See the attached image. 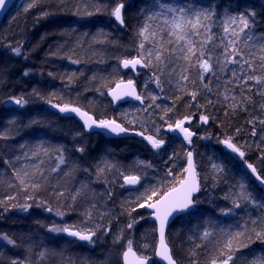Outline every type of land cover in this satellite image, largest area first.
Returning a JSON list of instances; mask_svg holds the SVG:
<instances>
[{"label": "trees", "instance_id": "1", "mask_svg": "<svg viewBox=\"0 0 264 264\" xmlns=\"http://www.w3.org/2000/svg\"><path fill=\"white\" fill-rule=\"evenodd\" d=\"M116 2L118 0H41L38 6L27 11L28 4H14L0 25V132L8 137L0 138V201H4L0 204V234L16 241L15 245H9L0 239V264H11L12 260H22L24 264H122L121 254L128 240L133 241V247L139 252L153 256L155 227L147 221L144 209L137 208V197L141 193L149 195L152 190L160 195L179 181L184 170L186 145L168 136L165 127L184 116L193 117L191 129L199 125L205 130L203 133L210 135L192 143L201 187L195 197L197 203L192 212L176 219L166 233L178 264H210L226 239L222 229L241 230L237 225L251 229V221L264 216V208L253 204H242L230 215L220 212L221 208L231 207V199L225 196L238 193V184L245 175L248 189L257 200L264 202V192L248 176L244 163L246 160L253 164L258 172L264 168L261 162L264 125L259 124L264 120V85L244 80L238 64L229 65L223 72L216 64L213 73H205L203 83L210 85V91L205 90L198 71H190L188 82L180 80L186 63L177 59L179 52L171 56L166 52L174 63L161 75L162 87L149 80L153 73L160 75L161 66L146 68L136 79L139 92L148 97L144 105L128 102L112 109L106 91L121 79L132 78L130 72L121 69L120 61L138 56L141 38L137 31L146 17L158 10L150 7L155 0H124L125 26L119 28L113 17L95 12L98 4L110 10ZM162 2L184 5L189 0ZM190 2L214 11L210 22L213 44H219L223 37L228 16L246 9L254 11L255 22L250 34L256 39L246 46L248 35L242 34L238 46L244 49V59H250V54L257 57L256 70L250 69L248 74H264L259 70L258 59L260 44L264 43V39H260L264 37V0ZM146 5L150 11L141 13ZM78 11L95 14H77ZM42 12L50 15L41 16ZM162 22V18H158L149 23L159 31L157 25ZM161 36L168 39L166 33ZM13 47H20L22 54H14ZM149 48H153V44L145 42V52ZM221 51L222 48L217 49V54ZM233 70L241 77L240 82L232 77ZM25 71L28 75H24ZM192 80L196 81L195 86ZM34 90L39 95L34 94ZM197 90L199 94L193 102L192 96L186 93ZM151 95L157 97L154 105ZM20 96L28 101L22 107L9 99ZM49 100L53 104L78 106L97 119L112 117L126 128L146 134L156 135L159 128L157 138L167 143L154 151L139 138L108 139L87 133L73 117L49 109ZM149 105L153 106L149 108ZM168 108L172 111L161 120ZM200 115L209 117L207 125L199 124ZM13 120L15 123L10 124ZM33 120L39 123H30ZM249 121L257 122L255 136L248 126ZM221 136L231 137L245 153L244 159L223 153L217 143ZM80 148L82 152L78 151ZM61 154L65 162L58 166ZM199 154L205 155L202 162ZM141 161L144 163H139ZM213 163L223 164L225 170L215 172ZM109 164L115 167L109 169ZM148 164L151 167H147ZM100 168L104 171H99ZM169 168L176 176L165 181L163 177ZM16 170L27 171L39 188L25 189L14 175ZM119 172L144 178L137 188L130 190L121 187ZM77 190L81 195L73 201ZM29 196L31 199H27ZM7 197L14 199L7 200ZM25 203L30 205L27 210L15 206ZM133 221H136L133 228L128 229L127 225ZM54 224L75 226L78 230L101 227L92 243H80L63 233L50 232L49 227ZM205 227L214 234L202 241L200 234ZM117 236L121 237L119 241ZM146 243L150 245L148 249L143 247ZM45 249L51 254L41 261L38 253ZM261 257H264V243L254 241L236 254L235 264H252Z\"/></svg>", "mask_w": 264, "mask_h": 264}, {"label": "snow or ice", "instance_id": "2", "mask_svg": "<svg viewBox=\"0 0 264 264\" xmlns=\"http://www.w3.org/2000/svg\"><path fill=\"white\" fill-rule=\"evenodd\" d=\"M8 3L9 0H0V12H3L7 8ZM40 3L41 0H32V2L27 5V8H25V11L38 6ZM150 7L156 8L158 10L151 12V14L146 17L144 24L138 29L137 35L141 38V42L139 44L140 51L137 57H133L131 59L125 58L121 61V64L124 68L131 67L133 71H135L138 65L144 68L161 66L160 75L153 73V75L149 77V80L154 81L157 87H162L161 75L166 70L167 66H171L174 63V61L168 59L165 53L167 52L169 56H171L172 54L179 52L181 55L178 56L177 59H182L186 63V66L181 69L180 80L188 82L190 80V71H198L201 87L205 90L210 91V85L203 83V81L206 79L205 73H213L216 64L220 65L221 72L227 69L229 65L238 64L241 71L244 73V80L255 81L257 84L264 85V74H248V70H256L254 61L257 59V57L250 54V59H244V49L238 46L241 41L242 34L248 35V41L244 42L246 46L248 45L249 41L256 39L254 35L250 34L255 22L256 13L254 11L246 9L244 11H240L238 15L228 16L224 22L223 37L220 39L219 44H213L214 37L210 31V22L212 21L215 13L208 7H197L194 3L190 2V0L184 5H174L170 3H164L162 0H155V2ZM150 7L146 5L141 9V13L150 11ZM124 8V0H118V2L115 3V6L110 10L106 5L101 6L98 4L96 6L95 12H105L110 17H113L118 25L125 26ZM77 14L93 15L95 13H80L78 11ZM48 15H50L48 12L41 13V16ZM158 18H162L163 20L161 24L157 25L159 31L153 29L152 25L149 23L150 21H154ZM201 29H203L202 32ZM161 33H166L168 39L164 40L161 36ZM202 36L205 38L197 39ZM260 39H264V37H261ZM145 42L153 44V48L147 49V52H145ZM210 46L211 50H209ZM220 48H222V51L217 54V49ZM259 50L261 53V55L258 57L260 61L259 70L261 73H264V43L260 44ZM11 51L16 55L22 54L20 47H13ZM220 57L223 58L220 59ZM166 60H168L167 65H165ZM193 61L195 62L193 63ZM73 62L78 63L79 61ZM24 75H28V72L25 71ZM232 77L235 78L237 82H240L241 80V77L235 70L232 71ZM69 82L71 83V78H69ZM191 83L193 86L196 85L195 80H192ZM34 94L39 95L35 90ZM186 94H190L194 102L197 95L199 94V90L191 91L190 93ZM108 95L112 97L113 103L121 101L126 97H131L136 101H140V103L143 105L145 99L148 98L137 91L136 83L132 79L120 81L117 83L115 88L109 89ZM9 99L21 107L28 103V101L23 96L10 97ZM150 99L153 101L154 105L157 97L155 95H151ZM48 103L51 104V100H49ZM209 103H211V101H209ZM153 105H149V108H151ZM52 106L58 108L59 112L61 113H75L83 121V127L85 129H92L95 127L107 130L108 133H114L116 135H120L129 131L128 128L117 123L115 120H97L92 115H89L87 111H83L80 107H74L69 104H64L63 106L55 104ZM155 106L159 107L158 105ZM235 106L236 105H232V107ZM197 107L200 106L197 105ZM171 111V108L166 109L165 115H162L160 119L165 120V116ZM145 112H148V108L145 109ZM192 120V116H184L183 119L176 120L174 124L168 123L167 130L169 132H176L182 135L183 140L191 144L192 137L195 135V133L190 131L189 127H185V123L191 122ZM208 120V116L200 115L201 122L207 123ZM9 123L14 124L15 121H9ZM30 123H39V121L33 120ZM130 123H134V121H130ZM248 123L252 124L253 121H249ZM260 123L264 125V120H261ZM159 131L160 129L157 128L156 135L144 136L143 132L137 134L143 136L153 149L159 150L166 144L164 139L157 138ZM237 131H239V129ZM77 135H79V133H77ZM252 135H256L255 127H253ZM0 138L7 139L8 137L6 133L0 132ZM220 142L228 149H231L233 153H237L241 158L245 156V153L241 151V149L236 144L232 143L231 137ZM78 151L82 152L83 148L78 149ZM33 155H35V153H33ZM186 157L187 166L183 171L187 175L183 180L179 181V188H171L162 195H158L156 190H152L149 195L141 193V195L137 197L136 202L137 208L146 207L153 210L152 216L155 217V220L159 224V242L155 246L154 254L156 257L166 261L167 264H177V261L174 259L169 245L166 242V225L174 214L184 213L192 209L197 203L195 200V194L200 191V183L193 160V152L188 151L186 153ZM64 162L65 160L63 154H61L58 158V166ZM261 162L264 163V153L261 154ZM139 163L144 162L141 161ZM244 163L246 164V168L251 171L252 176L255 177V180L258 181L261 186H264V176L259 174L257 168L253 164L248 163L246 160ZM113 167L115 166L111 164L108 165L109 169ZM147 167H151V165L148 164ZM212 168L217 173H222L225 170L223 164L218 165L213 163ZM53 171H55V169H53ZM99 171L103 172L104 169L100 168ZM261 171H264V169ZM14 175L19 181L20 185H22L25 189L30 187L33 190H36L39 188V184L33 182L32 177L27 171L16 170ZM119 175L122 176L123 179V184L121 187L138 185L144 178L141 175L124 174L123 172H119ZM246 181L247 176H242L241 181L238 184V193L231 197L228 195L225 196V199H231V207L221 208V214L230 215L234 213L235 210L240 209L242 204H253L264 208V202L257 200L253 196L252 192L248 189ZM145 191L147 192L148 190L146 189ZM59 195L63 196L64 194L59 193ZM79 195H81V191L77 190V193L72 196L73 201H75ZM11 199H14V197H7V200ZM27 199H31V197L29 196ZM2 203H4V201H0V204ZM15 206L22 207L24 210H27L30 207V205L27 203L22 206ZM93 207L95 206L93 205ZM48 211H52V209L48 208ZM133 211H135V209H133ZM56 214L63 215L61 212H57ZM89 219H91L90 213ZM141 219H143V217H141ZM135 223L136 221L129 223L127 225L128 229L133 228ZM251 223L253 225L251 229H248L246 225H237V228L241 230L234 232L230 229H222V235L226 237V239L220 244V247L218 248V254L212 258L210 264H235L236 254L241 249L248 248L249 245L254 241H260L261 243H264V216L252 220ZM257 226H259V230H257ZM100 227L101 226H97V229L75 230V226L66 225L61 227L54 224L49 227V231L53 233H67V235L71 237H76L81 241L92 243L94 237L97 234V230L100 229ZM103 230L106 232L110 231L109 229ZM213 234L214 233L209 228L205 227L204 231L200 234V239L202 241H207ZM0 239L6 241L9 245L16 244V241L11 239L6 234H0ZM120 239V236L116 237L117 241ZM143 247L148 249L150 245L146 243L143 245ZM197 247H199V245H197ZM50 254L51 253L49 250H42L38 253V259L43 261V259L48 257ZM123 259L124 264H146V262L150 264V257L137 256L136 252L133 251L132 240H128L126 250L123 252ZM11 264H24V261L12 260ZM252 264H264V257L259 258V260L252 261Z\"/></svg>", "mask_w": 264, "mask_h": 264}, {"label": "water", "instance_id": "3", "mask_svg": "<svg viewBox=\"0 0 264 264\" xmlns=\"http://www.w3.org/2000/svg\"><path fill=\"white\" fill-rule=\"evenodd\" d=\"M17 0H9V3H8V5H7V8L3 11V12H0V25L2 24V22L5 20V18H6V16L8 15V12H9V10L13 7V5H14V3L16 2ZM114 22H115V20H114ZM115 24L119 27V28H123L124 26H120V25H118V23L117 22H115ZM135 57H137V56H135ZM133 58V57H132ZM125 59V58H124ZM127 59H131V58H127ZM123 60V59H122ZM121 60V61H122ZM120 67H121V69L122 70H124V71H128V72H130L131 74H132V78H129V79H132V80H134L135 81V83H136V79H137V77L140 75V73L141 72H143V71H145L146 70V68H144V67H142V66H140V65H138L137 67H136V70L135 71H133V69L131 68V67H129V68H124L123 66H122V64H121V62H120ZM127 81L128 79H121L120 81ZM120 81H118L117 83H119ZM117 83H115L112 87H110L109 89H111V88H115L116 87V85H117ZM136 87H137V91L139 92V89H138V86H137V83H136ZM109 89L106 91V95H107V97L110 99V101H111V105H112V108L113 109H115L116 107H118L120 104H122V103H128V102H131V103H134V104H137V105H140V106H143L141 103H140V101H136V100H134L133 98H131V97H126L125 99H123V100H121V101H117L116 103H113L112 102V97L110 96V95H108V92H109ZM52 105H55V104H53V103H51V104H48V108L49 109H52V110H55V111H57L60 115H62V116H66V117H73L80 125H81V127L83 128V130L85 131V132H87V133H99V134H101V135H103L104 137H106V138H127V137H138V138H140L143 142H145L146 144H148L150 147H151V145L149 144V142L147 141V140H145L144 139V137L143 136H141V135H138L137 133H140L139 131H136V130H131V129H129V131L128 132H126V133H122V134H120V135H116V134H114V133H108L107 132V130H104V129H100V128H95V127H93L92 129H85L84 127H83V121L75 114V113H61V112H59V110H58V108H55V107H53ZM61 106H63V105H61ZM71 106H74V105H71ZM74 107H78V106H74ZM82 109V108H81ZM83 111H86V110H84V109H82ZM88 112V111H87ZM89 113V112H88ZM89 115H92L91 113H89ZM93 116V115H92ZM94 117V116H93ZM95 118V117H94ZM96 119V118H95ZM108 120H115V119H112V118H107ZM97 120H103V119H97ZM117 123H119V124H121L120 122H118L117 120H115ZM122 125V124H121ZM122 126H124V125H122ZM125 127V126H124ZM190 130V129H189ZM168 131V130H167ZM190 131H192V130H190ZM169 132V131H168ZM170 134H173V135H176V136H178V137H180V138H182L183 139V137H182V135H180V134H178V133H176V132H169ZM144 136H147V134H145L144 133ZM194 137V136H193ZM193 137H192V139H193ZM223 146V148L227 151V152H232L231 151V149H228L224 144L222 145ZM152 148V147H151ZM153 149V148H152ZM233 153V152H232ZM234 154H236L240 159H244V157L243 158H241L237 153H234ZM193 160H194V164H195V167H196V163H195V159H194V155H193ZM186 166H187V162H186ZM245 168H246V164H245ZM246 171L250 174V175H252L251 174V171L250 170H248L247 168H246ZM196 172H197V174H198V171H197V167H196ZM187 174L186 173H184V176H183V178L181 179V180H183L184 178H185V176H186ZM254 177V176H253ZM254 179H255V177H254ZM198 180H199V176H198ZM122 182H123V180H122ZM258 182V181H257ZM199 183H200V181H199ZM259 183V182H258ZM139 185V184H138ZM138 185H135V186H124L125 188H127V189H134V188H136ZM175 188H179L180 187V184L178 183L176 186H174ZM174 187H172V188H174ZM263 187V189H264V186H262ZM201 188V187H200ZM171 189V188H170ZM169 190V189H168ZM167 190V191H168ZM166 192V191H165ZM200 192V191H199ZM198 192V193H199ZM198 193H196L195 194V197L198 195ZM162 195V194H161ZM195 206V205H194ZM194 208V207H193ZM193 208L192 209H190L189 211H187V212H184V213H177V214H174L173 215V217H171L170 218V220H169V222H168V224L166 225V230H165V238H166V233H167V231H168V229H169V227L173 224V222L178 218V217H180L181 215H184V214H187V213H189V212H191L192 210H193ZM144 210L146 211V212H148V218H147V220L149 221V222H152L153 224H154V226H155V235H156V245L158 244V242H159V231H158V228H159V224H158V222L155 220V217L154 216H152V209H149V208H144ZM75 230H77V229H75ZM65 234V236L68 238V239H71V240H75V241H78V242H80V243H88L87 241H81V240H79L78 238H76V237H71V236H69V235H67V233H64ZM166 242H167V239H166ZM168 243V242H167ZM169 245V244H168ZM169 248H170V246H169ZM170 250H171V248H170ZM133 251L134 252H136L134 249H133ZM154 253H155V251H154ZM171 253H172V251H171ZM136 254H137V256H140L137 252H136ZM154 256H155V254H154ZM122 259H123V256H122ZM155 259H156V261L159 263V264H167V262L166 261H163L161 258H159V257H156L155 256ZM175 259V258H174ZM153 262H152V259L150 258V264H152ZM123 264H124V259H123ZM146 264H148V262H146Z\"/></svg>", "mask_w": 264, "mask_h": 264}, {"label": "bare ground", "instance_id": "4", "mask_svg": "<svg viewBox=\"0 0 264 264\" xmlns=\"http://www.w3.org/2000/svg\"><path fill=\"white\" fill-rule=\"evenodd\" d=\"M135 57V56H134ZM121 62V61H120ZM106 97H107V95H106ZM107 99L109 100V102L111 103V101H110V99L107 97ZM112 106V105H111ZM117 108V107H116ZM115 108V109H116ZM113 109V108H112ZM94 116V115H93ZM95 117V116H94ZM169 117H171V116H169ZM96 118V117H95ZM109 118H112V117H109ZM97 119V118H96ZM103 119H107V118H103ZM112 119H114V118H112ZM183 119V118H182ZM116 120V119H115ZM192 122V121H191ZM191 122H186L185 123V127H189V129L190 130H192L194 133H195V135H194V137H193V139H192V143H193V141L195 140H197V142H199V141H201V140H204V139H206L205 138V136L207 135V136H209L210 134L209 133H201L200 132V130H199V128H202V127H199V128H196V129H191L192 127H190V124H191ZM199 124H202V125H207L208 124V122L207 123H203V122H201L200 121V119H199ZM259 122V121H258ZM175 123V122H174ZM173 123V124H174ZM256 123L257 122H253L252 124H248V126H249V128L251 129V130H253V127H255V129L257 128V126H256ZM122 124V123H121ZM259 124H260V122H259ZM122 125H124V124H122ZM131 130H133V129H131ZM136 131H138V130H136ZM140 132V131H139ZM165 132H166V134L168 135V136H170V137H175V138H178V139H180L185 145H186V148H185V161H184V166H183V169L186 167V162H187V157H186V153L188 152V151H192L193 152V155H194V159H195V154H194V151H193V149H192V147H193V145H192V143L191 144H189L187 141H184L182 138H180V137H178V136H176V135H173V134H170L168 131H167V127H165ZM144 133V132H143ZM97 134H99V133H97ZM146 134V133H145ZM101 135V134H100ZM148 135H150V134H147V136ZM103 136V135H102ZM166 136V135H165ZM106 138V137H105ZM127 138H130V137H127ZM134 138H138V137H134ZM108 139H111V138H108ZM115 139H117V138H115ZM140 139V138H139ZM225 139H227V138H225V137H223V136H221V137H219V139H218V141H217V143H218V145H219V147L222 149V151H223V153H225V154H232V155H236V154H234V153H232V152H227L224 148H223V144L220 142V141H222V140H225ZM141 140V139H140ZM142 141V140H141ZM166 141V140H165ZM143 142V141H142ZM145 145H147L149 148H151L148 144H146L145 142H143ZM166 143H167V141H166ZM233 143V142H232ZM152 149V148H151ZM152 150H157V149H152ZM182 154V153H181ZM237 156V155H236ZM199 161L200 162H202L203 160H204V157H205V155H203V154H199ZM196 160V159H195ZM195 163H196V161H195ZM206 163H207V160H206ZM197 167V166H196ZM168 168V167H167ZM170 169V168H169ZM264 169V168H263ZM206 170L207 171H209V163H207V167H206ZM210 171L212 172V169L210 168ZM169 173H171V174H169ZM248 173V172H247ZM259 174L261 175V176H264V171H260L259 172ZM175 173L173 172V171H171V169L170 170H167V171H165V176L163 177V179L165 180V181H169V180H171V179H173L175 176ZM183 176H184V171H183V173L181 172L180 173V177H179V181L183 178ZM248 176L252 179V181L254 182V184L261 190V191H263L264 192V189H263V187L254 179V177L252 176V175H250L249 173H248ZM123 180V179H122ZM142 181V180H141ZM179 181L177 182V184L179 183ZM123 183V182H122ZM177 184H175L174 186H176ZM174 186H172V187H174ZM138 187V186H137ZM136 187V188H137ZM172 187H170V188H172ZM170 188H168V189H170ZM127 189V188H126ZM135 189V188H134ZM167 189V190H168ZM130 190H132V189H130ZM166 190V191H167ZM165 192V191H164ZM163 192V193H164ZM162 193V194H163ZM161 195V194H160ZM158 198V197H157ZM155 199V198H154ZM144 209V208H143ZM194 209V208H193ZM145 211V210H144ZM193 211V210H192ZM191 211V212H192ZM146 212V211H145ZM190 213V212H189ZM146 214H147V218H148V212H146ZM188 214V213H187ZM185 215V214H184ZM181 216H183V215H181ZM179 218V217H178ZM177 218V219H178ZM148 221V220H147ZM149 222V221H148ZM150 223H152V222H150ZM153 224V223H152ZM154 225V224H153ZM155 227V226H154ZM78 230V229H77ZM63 235H65L64 233H63ZM133 249L140 255V256H148V257H150L151 259H152V264H159L157 261H156V259H155V256L153 255V256H149L148 254H143V253H141V252H139L135 247H133ZM126 250V247L124 248V250H123V252ZM123 252H122V254H121V262H122V264H123V259H122V256H123ZM176 260V259H175ZM177 261V260H176ZM177 264H178V262H177Z\"/></svg>", "mask_w": 264, "mask_h": 264}, {"label": "rangeland", "instance_id": "5", "mask_svg": "<svg viewBox=\"0 0 264 264\" xmlns=\"http://www.w3.org/2000/svg\"><path fill=\"white\" fill-rule=\"evenodd\" d=\"M31 2V0H17L16 2H15V6H20V5H25V4H29ZM141 74V73H140ZM199 125H197L196 126V128H199L198 127ZM199 130H200V132L202 133V132H205V130L204 129H202V128H199ZM212 230H214V228L212 229Z\"/></svg>", "mask_w": 264, "mask_h": 264}]
</instances>
